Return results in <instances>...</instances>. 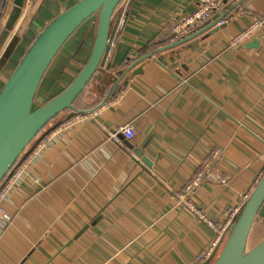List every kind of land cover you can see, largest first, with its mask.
<instances>
[{"label": "crops", "instance_id": "crops-1", "mask_svg": "<svg viewBox=\"0 0 264 264\" xmlns=\"http://www.w3.org/2000/svg\"><path fill=\"white\" fill-rule=\"evenodd\" d=\"M77 1L56 0L45 25ZM29 3L17 6L23 12ZM200 6L201 0L121 2L106 58L117 79L104 69L76 106L96 107L113 88L109 101L96 121L60 132L71 114L59 115L22 157L0 205V264H193L214 236L207 219L220 224L262 178L264 31L240 48L231 39L264 20V0H228L204 24L170 41L175 22ZM217 16L227 20L219 30ZM96 27L93 17L64 44L37 103L79 73ZM126 124L136 130L132 139L116 134ZM214 150L220 151L214 170L185 194ZM216 171L229 177L227 185Z\"/></svg>", "mask_w": 264, "mask_h": 264}, {"label": "water", "instance_id": "water-1", "mask_svg": "<svg viewBox=\"0 0 264 264\" xmlns=\"http://www.w3.org/2000/svg\"><path fill=\"white\" fill-rule=\"evenodd\" d=\"M21 1L24 0H0V60L10 53V59L2 68L1 80L5 79L0 82V185L15 173L26 151L51 121L65 112L94 111L109 101L113 88L96 107L80 109L76 106L79 96L92 81H97L104 69L111 79H117L110 72L111 64H106V58L119 23L113 25L114 14L123 0H78L47 25L56 0H40L28 28L16 46L9 49L17 25L16 16L23 9L19 8ZM10 3L15 14L7 10L6 5ZM29 5L22 14L29 11ZM94 16L98 18L96 37L88 60L67 87L37 104L39 87L55 57L75 31ZM216 19L220 23L225 18L217 16ZM224 25L220 24L216 30ZM256 41L248 45L255 46ZM128 70H119L116 76L121 77ZM262 213L264 175L227 230L224 242L205 264H264V239L247 249L252 227Z\"/></svg>", "mask_w": 264, "mask_h": 264}, {"label": "built area", "instance_id": "built-area-1", "mask_svg": "<svg viewBox=\"0 0 264 264\" xmlns=\"http://www.w3.org/2000/svg\"><path fill=\"white\" fill-rule=\"evenodd\" d=\"M227 1L228 0H201V6L199 8H197L191 14H188L182 19L175 22L172 28V35L170 41H174L180 38L181 36L187 35L190 32V30L200 26L201 24H204V22L210 19L215 12L221 11V9L227 3ZM226 22L227 20L224 19L221 20L220 23L218 24H224ZM263 31H264V20L256 19L232 37L231 46L234 48L243 47L246 43L250 42L251 40L255 39L257 36H259ZM185 82L186 80H183L182 83L185 84ZM107 103L108 102H106L104 105H102L99 108L97 107L96 110L94 111L84 112V113L81 112L72 113L61 122L57 130L60 132L74 128L75 126L84 122L96 121V118L99 116V112L101 111V109L106 107ZM99 126L103 128L102 124ZM116 134H121L125 138L132 139L136 134V130L133 125L126 124L120 126L117 129ZM116 134L114 136V139H117ZM52 135H53L52 133L48 134L42 139L41 143L39 144V149L45 148L52 141ZM219 155H220V151L214 150L209 154V156H207V158H210L205 162L207 168H210L213 161L219 158ZM11 177H9L7 181H5L2 185H0V205L9 195L10 187L13 180V178L10 179ZM201 178H202V173H198V175L195 176V179L192 180L191 183L189 184L188 190H191L196 185H198V182L201 180ZM217 179L223 184H228L229 182V177L228 176L222 177V174L220 173L217 175ZM257 181H259V179ZM253 189L254 186H252V188H250L247 192L239 195V200L233 207H231L228 210L227 216L224 218V221H222V223L219 226H217V224L214 223L212 220L207 219L206 223L215 231L214 236L207 242V244L204 247L201 248L193 264H205L208 260L212 258V256L215 254V252L224 242V239L226 238L227 230L229 229L230 225L232 224L233 220L241 210L246 200L249 198L251 191ZM189 207L198 213V211L194 208V206L189 205ZM1 223H2V215L0 213V225Z\"/></svg>", "mask_w": 264, "mask_h": 264}, {"label": "rangeland", "instance_id": "rangeland-1", "mask_svg": "<svg viewBox=\"0 0 264 264\" xmlns=\"http://www.w3.org/2000/svg\"><path fill=\"white\" fill-rule=\"evenodd\" d=\"M96 19L97 16H94ZM4 77L2 78V81H4ZM210 158H206L204 160V162L201 164V167L200 169H198L196 172H194L191 180L187 183V185L185 186L184 190H185V194H190V192L194 191L195 189L201 187V183L203 181L204 178L207 177V175L209 173L212 172L213 169V166L214 164L216 163L217 160H219V158L215 159L213 161V163L211 164L210 168H207L205 162L207 160H209ZM217 172V171H216ZM198 173H202V178L201 180L198 182V185H196L194 188H192L191 190H188V186L189 184L191 183L192 180L195 179V176L198 175ZM219 174V172L217 173H214V176L215 178L217 179V175ZM222 174V173H220ZM226 175L225 174H222V177H225ZM218 180V179H217ZM222 183V182H221ZM229 183V182H228ZM258 181L256 180L255 183L252 185V186H255L257 185ZM227 185V184H225ZM251 186V188H252ZM222 223V222H221ZM220 223V224H221ZM220 224H217V226H219ZM214 231V230H213ZM215 232V231H214ZM264 239V213L260 214L256 220V222L254 223L253 227H252V230H251V234H250V237H249V241H248V246H247V249H250L251 247L255 246L256 244L260 243L262 240Z\"/></svg>", "mask_w": 264, "mask_h": 264}, {"label": "flooded vegetation", "instance_id": "flooded-vegetation-1", "mask_svg": "<svg viewBox=\"0 0 264 264\" xmlns=\"http://www.w3.org/2000/svg\"><path fill=\"white\" fill-rule=\"evenodd\" d=\"M40 1V0H30V5H29V11L25 14H22V9L21 11L17 14L16 18H17V25H16V21L13 23L12 25V28H14V26L16 25V28H15V31H14V34H13V40H12V43L11 45L9 46V49L11 48V46L15 47L17 42L19 41V39L22 37V35L24 34L25 30L28 28L29 26V18L31 16V13L33 12V9L31 10V8H34L35 10L37 9V2ZM6 5V4H5ZM4 5V6H5ZM7 6V10L10 12V11H13V13L15 14V9L14 7L11 5V3ZM36 12V11H35ZM35 14V13H34ZM34 16V15H33ZM32 16V17H33ZM15 18V19H16ZM27 18V19H26ZM93 18V17H92ZM32 19V18H31ZM91 19V18H90ZM96 19V18H95ZM19 20V21H18ZM96 22H97V19H96ZM12 51V50H11ZM10 51V52H11ZM10 54V53H9ZM7 54V56H3L0 60V77L3 76L2 74V68H3V65L6 64V62L10 59V55Z\"/></svg>", "mask_w": 264, "mask_h": 264}, {"label": "bare ground", "instance_id": "bare-ground-1", "mask_svg": "<svg viewBox=\"0 0 264 264\" xmlns=\"http://www.w3.org/2000/svg\"><path fill=\"white\" fill-rule=\"evenodd\" d=\"M260 180H261V179H259V181H260ZM259 181H258V182H259ZM257 184H258V183H257ZM255 187H256V186H254V188H255ZM253 190H254V189H253ZM253 190H252V191H253ZM252 191H251V192H252ZM244 193H245V192H244ZM219 248H220V247H219Z\"/></svg>", "mask_w": 264, "mask_h": 264}, {"label": "trees", "instance_id": "trees-1", "mask_svg": "<svg viewBox=\"0 0 264 264\" xmlns=\"http://www.w3.org/2000/svg\"><path fill=\"white\" fill-rule=\"evenodd\" d=\"M37 104H41V103H37ZM36 140V139H35ZM27 152V151H26ZM25 155V154H24Z\"/></svg>", "mask_w": 264, "mask_h": 264}]
</instances>
